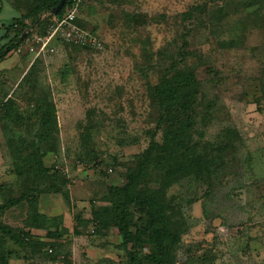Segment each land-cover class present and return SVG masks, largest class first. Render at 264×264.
I'll list each match as a JSON object with an SVG mask.
<instances>
[{
	"label": "rangeland",
	"instance_id": "rangeland-1",
	"mask_svg": "<svg viewBox=\"0 0 264 264\" xmlns=\"http://www.w3.org/2000/svg\"><path fill=\"white\" fill-rule=\"evenodd\" d=\"M36 1L0 0V38ZM77 9L102 50L59 43L35 63L20 56L0 79L12 87L0 90V264H132L112 205L152 142L163 143L150 88L175 70L198 85L190 140L200 163L169 186L161 173L140 183L164 189L169 233L155 210L134 205L130 247H168L162 264H264V0Z\"/></svg>",
	"mask_w": 264,
	"mask_h": 264
},
{
	"label": "trees",
	"instance_id": "trees-1",
	"mask_svg": "<svg viewBox=\"0 0 264 264\" xmlns=\"http://www.w3.org/2000/svg\"><path fill=\"white\" fill-rule=\"evenodd\" d=\"M60 1L37 0L28 13L22 12L21 16L14 18L7 26L8 40L0 46V60L17 49L33 33L41 35L46 33L54 19L61 18L66 9L76 2V0H66L62 10L53 15L52 10ZM76 23L84 28L79 23L78 18ZM30 29L32 31L25 35L26 31ZM90 32L95 34L93 31ZM59 43L56 42V46ZM60 44L92 50L67 43ZM197 87V83L190 74L182 70H175L173 74L164 77L161 83L150 88V97L158 106L157 127L164 131L163 143L153 141L148 151H146L144 159L140 162L139 169L129 171L127 184L124 186L121 195L113 201L111 210L115 216L114 225L118 228L122 237V243L119 247L126 252L132 264H162L167 261L169 248L166 246L161 245L157 251L148 255L130 247L134 238L131 207L140 205L155 210L154 216L159 218L164 232L169 233L168 225L171 216L169 217L165 211L167 204L163 200L164 189H144L140 188L139 185L151 177L153 173H161L166 187L178 180L181 175L185 177L198 170L200 162L195 153L197 145L190 140L201 103L195 95V91H198ZM22 202V197L11 201L12 205L21 204ZM31 218L32 221L37 222L43 217L34 213ZM1 230H3V227L0 225Z\"/></svg>",
	"mask_w": 264,
	"mask_h": 264
},
{
	"label": "built area",
	"instance_id": "built-area-1",
	"mask_svg": "<svg viewBox=\"0 0 264 264\" xmlns=\"http://www.w3.org/2000/svg\"><path fill=\"white\" fill-rule=\"evenodd\" d=\"M78 0L73 6L68 7L61 18H55L44 34L33 33L15 49L16 53H22L27 49L34 56V60L46 55L57 53L56 42L67 43L86 47L95 51L104 48L102 40L92 32L80 27L76 23ZM32 29L26 31L28 34ZM111 172L112 169H109Z\"/></svg>",
	"mask_w": 264,
	"mask_h": 264
},
{
	"label": "crops",
	"instance_id": "crops-1",
	"mask_svg": "<svg viewBox=\"0 0 264 264\" xmlns=\"http://www.w3.org/2000/svg\"><path fill=\"white\" fill-rule=\"evenodd\" d=\"M10 24V23H9ZM8 24V25H9ZM7 25V26H8ZM7 26H4V28H5V30H6V34L3 36V37H1L0 38V46L3 44V43H5V42H7V40H8V35H7ZM10 35V34H9ZM13 53H16L15 52V50H13L12 52H10L4 59H2V60H0V79H4V81L7 79V75L8 76H10V69L12 68V67H15V66H18V62H20V60H21V58H19L20 56H25V55H29V56H31L32 57V62H34L35 60H34V56L31 54V53H29L28 51H23L22 53H17V55H18V58H17V60L15 61V63H13V64H11V65H9V66H1V63H3V61L4 60H7L9 57H11V55L13 54ZM26 68H24V70H25ZM23 70V68L21 67L20 69H18V72H20L21 73V71H24ZM26 71V70H25ZM12 76V75H11ZM0 90H2L3 91V93L4 92H11L12 91V87H10V86H8L7 84H1V87H0Z\"/></svg>",
	"mask_w": 264,
	"mask_h": 264
},
{
	"label": "water",
	"instance_id": "water-1",
	"mask_svg": "<svg viewBox=\"0 0 264 264\" xmlns=\"http://www.w3.org/2000/svg\"><path fill=\"white\" fill-rule=\"evenodd\" d=\"M66 0H61L60 3L52 10V14L55 15L60 12L65 4Z\"/></svg>",
	"mask_w": 264,
	"mask_h": 264
}]
</instances>
